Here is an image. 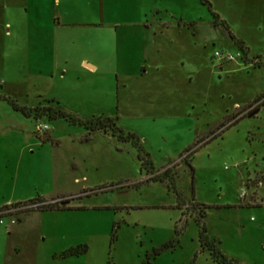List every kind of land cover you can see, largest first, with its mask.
I'll return each instance as SVG.
<instances>
[{
    "label": "rangeland",
    "instance_id": "rangeland-1",
    "mask_svg": "<svg viewBox=\"0 0 264 264\" xmlns=\"http://www.w3.org/2000/svg\"><path fill=\"white\" fill-rule=\"evenodd\" d=\"M207 1L0 0V94L122 130L0 101V204L71 207L0 225V264H218L202 228L264 264V0Z\"/></svg>",
    "mask_w": 264,
    "mask_h": 264
},
{
    "label": "trees",
    "instance_id": "trees-1",
    "mask_svg": "<svg viewBox=\"0 0 264 264\" xmlns=\"http://www.w3.org/2000/svg\"><path fill=\"white\" fill-rule=\"evenodd\" d=\"M199 1L203 4H208L209 8H211V5L209 4L207 0H199ZM211 15L213 18V25L219 26L225 32V34L230 39H232L241 50L244 51L245 55L243 56V58L246 61L247 57H246L245 52H247L248 49L245 47L243 41L233 36L227 23L224 20H221L216 13L211 11ZM0 100L6 101L14 111H18L26 117L36 118V120L40 118L41 116H46L48 119H53V120L63 119L64 121L68 122L71 125H80L88 129L89 131H97L100 129L107 131L108 129H110L113 133H117V132L120 134L122 133V130L116 126L115 121L112 118L107 117V118H93V119H88V120H81L80 118L73 116L67 113L66 111H64L63 109H61L58 103L55 101H54V104H56L57 108H54L53 106L49 105L50 103L53 102V100L45 101L47 105L43 106L42 109L37 108V107L32 108V107L21 106L13 98L2 95V94H0ZM65 201L66 200L64 199L46 201V200H43L37 197V198H34L33 200H30L29 202L15 203L13 204V206L36 205L34 207L21 211L20 212V216H21L32 210L54 211V210L71 209L70 206L65 205ZM204 233H205V228H202V232L200 233V237H199L201 247L202 249H206L209 252V255L213 259V261H215L218 264H237V261L233 259H228L226 256H224L220 252V250L217 248L215 241L208 240L204 236ZM171 242L172 240L163 244L160 248L155 249L154 250L155 253L157 254L162 249L171 245ZM82 250L83 251L86 250L85 246L82 247ZM69 254L72 255L73 252H70Z\"/></svg>",
    "mask_w": 264,
    "mask_h": 264
},
{
    "label": "built area",
    "instance_id": "built-area-1",
    "mask_svg": "<svg viewBox=\"0 0 264 264\" xmlns=\"http://www.w3.org/2000/svg\"><path fill=\"white\" fill-rule=\"evenodd\" d=\"M215 56L218 58H222V54L219 52H215ZM227 59H230V56H226ZM36 129L39 132H43L47 129V126L42 123H38L36 125ZM36 205H27V206H13V204H7L0 206V225L4 226L6 229L15 225L20 217V212L34 207Z\"/></svg>",
    "mask_w": 264,
    "mask_h": 264
},
{
    "label": "crops",
    "instance_id": "crops-1",
    "mask_svg": "<svg viewBox=\"0 0 264 264\" xmlns=\"http://www.w3.org/2000/svg\"><path fill=\"white\" fill-rule=\"evenodd\" d=\"M116 28H117V26H116ZM80 65H84V66L87 67L89 70H94V69L96 68L95 65H92V64H90V63H87L85 60H81ZM143 72H144V71H143ZM0 101H1V100H0ZM47 137H49V136H47ZM48 139L51 140V141H53V142L55 141V139H51L50 137H49ZM38 198H41V199L46 200V201H51V200H55V199L65 198V197L61 196V197H54V198H53V197H50V198L38 197ZM15 203H20V201H15ZM15 203H13V204H15ZM1 204H3V205L11 204V201H10V200H7V201H5V202H2ZM1 204H0V206H3V205H1ZM54 211H65V210H54ZM24 216H25V214H23V215H21V216L19 217V222H18L17 224H22V221L24 220ZM17 224H15V225H17ZM12 227H14V225L11 226V227H9V228H7V229H5V230L7 231V233H9V231H10V229H11Z\"/></svg>",
    "mask_w": 264,
    "mask_h": 264
}]
</instances>
